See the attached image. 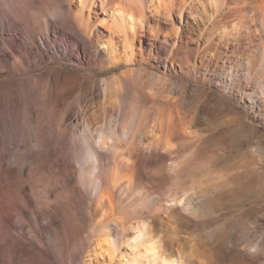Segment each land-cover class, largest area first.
Returning a JSON list of instances; mask_svg holds the SVG:
<instances>
[{
    "label": "rangeland",
    "instance_id": "1",
    "mask_svg": "<svg viewBox=\"0 0 264 264\" xmlns=\"http://www.w3.org/2000/svg\"><path fill=\"white\" fill-rule=\"evenodd\" d=\"M47 2L56 6L58 0ZM187 2L192 4L195 13L183 14V20L184 23L186 19L193 22L194 27L191 25L192 30L186 31L183 43H177L179 49L175 48L176 52L170 51V44L163 37L172 33L170 20L152 8L148 11L149 24L135 39V61L133 64L123 63L121 59L127 49L115 25L116 16L110 14L104 23H100L97 20L106 15L102 12L100 0H96L92 7L96 13L89 16L87 7L80 11L81 3L76 1L72 5V15L80 22L89 21L90 28L99 31L93 38L88 61H78L71 51L75 45L83 49L81 32L72 24L62 25L59 21L50 32L57 42L45 39L38 46L48 54H66L67 59L39 63L23 76L20 73L12 76L0 73V148L22 145L21 131L28 119L40 145L35 148L39 156L28 160L30 181L27 180L25 186L34 191L41 205L48 196L54 199L55 194H59V200L67 196L73 202L60 200L67 214L64 233L38 231L45 249L32 247L34 240L28 234L27 225L21 231L19 220L14 218L18 233L22 235L20 244H24L17 248L19 262L16 264H162L158 251L148 249V235L141 224L130 226L129 241L115 245L114 253H96L92 243L94 220L89 215L88 192L75 186L78 198L72 194L75 176L79 174L76 169L86 151L82 145L77 153L73 151L72 138L76 135L82 137L84 127L82 122L77 132L72 129L74 117L66 118L65 110L73 105L69 112L73 114L78 101L87 103L86 117L93 121L91 132L95 133L99 127L108 126L110 119L113 127L118 124L119 107L126 98L138 101L142 106L141 114L144 111L142 115H146L145 119L148 117L149 122L144 123H149L148 126H142L143 137L150 138L147 133L159 125L158 118H164L165 113L172 111L178 114L180 122L194 131L193 139L182 140V144L191 142L190 148H193L201 141L203 145L195 154L196 164L188 172L187 185L191 186V191L186 196L191 194V197L187 198L190 202L185 197L183 201L188 203L184 212L189 217H184L182 229L175 225L181 234L174 228L168 232L169 239L183 237L210 253L209 264H264V63L260 62L261 58L264 59V25L261 21L251 23L242 30V42L236 43L237 34L231 31L232 23L226 27H221L219 22L211 24L217 20L216 14H209L211 4L206 0ZM63 14L64 17L69 15L66 10ZM172 20L177 23L175 14ZM146 28L153 35L148 34ZM157 29L163 34L159 38L155 37ZM59 41L68 43L69 49H64ZM109 41L112 42L111 49L106 45ZM112 53L117 58V65L110 64ZM170 61L174 63L173 67ZM11 62L12 57H9L5 63L12 68ZM120 73L130 80L128 84L131 86L122 79L118 80V91L110 93L111 100L107 105L111 112L106 117L99 84L101 79L112 80ZM187 152H181L182 158L179 159H184ZM64 158L69 164V172L61 175L59 169ZM63 180L69 184L68 189ZM164 186L162 191L168 190L169 184L164 182ZM150 192L158 195L154 190ZM183 201L178 203L179 206L184 204ZM165 204L177 205L174 200ZM246 245L252 247L253 258L244 257ZM41 249L44 256L39 252Z\"/></svg>",
    "mask_w": 264,
    "mask_h": 264
},
{
    "label": "bare ground",
    "instance_id": "2",
    "mask_svg": "<svg viewBox=\"0 0 264 264\" xmlns=\"http://www.w3.org/2000/svg\"><path fill=\"white\" fill-rule=\"evenodd\" d=\"M76 1L81 3L80 11L83 12L81 9L87 7L88 13L86 14L88 16L93 12L96 13L95 9L92 8L96 4V0H58L56 6L54 4L49 5L47 0H0L1 75L28 74L29 69L39 63L44 64L57 59L59 61L67 59L66 54L56 52L48 54L42 47L38 46L45 39L51 43L57 42L55 38H52L50 32L51 29L54 30V24L59 23V21L62 25L64 23L72 24L75 30L81 32L83 49L75 45L77 47L74 46L71 51L73 52V58L78 61H88L91 52L89 49L94 45L93 38L99 31L96 32L97 30L91 29L89 21H86V23L80 22L72 15L74 14L72 5ZM206 1L212 6L209 14H213V16L216 14L215 19L217 20L211 24L216 25L219 22L221 27H226L225 25L232 23V26L230 25L231 31L237 34L234 39L236 43H239V40L242 42V38L244 39L241 34L242 30L251 23L261 21L264 25V0ZM100 2L102 12L106 15L97 21L104 23L106 16L110 14L116 16L115 25L118 27L127 49L126 55L121 59L125 64H133L135 61V39L149 24L148 11H151L152 8L157 10L156 13L170 20L172 33L163 35L162 31L157 29L155 37L159 38L163 35L164 40L170 44L172 53L179 49L177 43L183 40L186 31L192 30L190 26L193 25L194 27L193 22L189 23L186 19V23H184L183 20V14L195 13L192 11L194 8L191 9L192 4L188 3L187 0H100ZM65 10L69 14L66 17L63 16ZM105 10L110 13L105 12ZM198 13L202 14L200 11ZM174 14L177 23L172 20ZM203 23L206 22L203 21ZM66 32H69V30ZM146 32L153 35L148 28H146ZM69 33L73 35V32ZM59 42L64 46V49H69L68 43ZM110 43L112 42L109 41L106 44L108 48L111 45ZM140 48L142 47L140 46ZM9 57H12L10 63L12 68L5 63L9 61ZM110 58V64L117 65V58L114 53ZM170 62L173 67L174 63ZM260 62L263 64L264 59L261 58ZM67 69L66 71H68ZM69 72L71 71L69 70ZM123 75V73H120L118 76L112 77V80L105 78L101 79V84L98 82L100 97L102 98L101 105L107 115L106 117L111 112L107 105L112 95L110 93L112 90H117L118 80L122 79L127 84L130 81ZM128 85L131 86V84ZM124 100L116 117L118 124L113 127L109 115L110 120L107 123L109 125L96 128L95 133L91 132V122L93 121L86 117L87 103L78 101L76 111H72L73 114L69 113L73 105L65 110L66 118L74 117V121L71 122L73 123L72 129L76 131L80 123L83 122L82 137L80 135H78L80 137H77L75 134L76 137L72 138L71 146H73L75 153L79 150L80 145L86 151L85 157L83 156V159L79 162L78 170L76 169L79 174L75 176L72 194L75 197L78 196L79 193L77 194L75 187L77 186L88 192L90 197L88 203L91 205V212H89V215L94 220L92 228L93 250L99 254L104 252L114 253L115 245L129 241L128 229L130 226L141 224L145 227L143 231L148 235L147 242L150 245L148 249L154 252L158 251L162 264H209L212 259L210 253L200 250L183 237L175 238L174 236L175 239H169L171 237H168L170 230L174 228L176 230V224L182 229L185 218L189 217L184 212V209L189 206L188 203L185 204L186 202L183 199L185 197L186 201H189L188 199L191 197V194L186 196L191 191V186L188 187L187 185L188 179H190L188 172L196 164V152L199 153L202 150L201 141L195 143L196 147L193 148H190L191 142L182 144V140L189 139L191 141L193 139L194 131L192 132L190 126H186L183 121L180 122L178 114L172 111L165 113V115L162 114L164 118H158L160 119L159 125L153 129L151 128V131L147 133H150V138L148 136L143 137L142 126L145 122H149L147 121L148 117L145 119L146 115H142L144 111L141 114L142 106L138 101L133 98ZM148 124H144V126H148ZM72 134L74 133L72 132ZM198 139L201 140L200 137ZM21 141L23 142L22 145L18 143L11 148L3 145V148H0V264H16L19 262V259H17L19 257L16 255L17 248L22 247L24 244H20L22 238H20L21 234L18 233L16 228L17 225L13 222L14 218L19 220V225L22 227L19 226L20 230L26 227L24 225H27L28 234L34 240L31 244L32 247L40 246V248L44 247L45 249L46 245L40 238L38 231H60L64 233L66 230L67 214L60 200L65 202V200H69L68 197L64 196V199L60 198L59 200V194H55L54 199H50L48 196L44 202L45 204L41 205L42 203L39 204L35 198L34 191L25 186L27 180L30 181L28 160L39 156V152L35 148L40 145V139L31 131V124L28 119L23 124ZM187 149L189 152H187ZM183 151H186L188 155L184 153L186 156L184 155V159L181 160L179 157L182 158L180 153ZM53 153L55 152L53 151ZM61 161L62 168L59 171L63 175L69 172V164L65 158ZM164 182L169 186L168 190L162 191V188L165 187ZM68 185V183H65L64 187L67 188ZM142 188H146V190ZM150 190H154L158 195L154 196ZM170 200H174L177 205H166L165 202ZM182 201L185 205L179 206ZM67 204L69 203L67 202ZM179 232L176 230V233L179 234L182 231L179 230ZM251 248L248 245L243 248L246 259L253 258L254 253L250 250ZM21 251L23 250L21 249ZM39 252L44 256V250L41 249Z\"/></svg>",
    "mask_w": 264,
    "mask_h": 264
}]
</instances>
